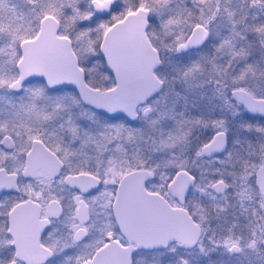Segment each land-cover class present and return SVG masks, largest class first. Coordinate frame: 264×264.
Here are the masks:
<instances>
[{"label": "snow or ice", "instance_id": "obj_1", "mask_svg": "<svg viewBox=\"0 0 264 264\" xmlns=\"http://www.w3.org/2000/svg\"><path fill=\"white\" fill-rule=\"evenodd\" d=\"M0 264H264V0H0Z\"/></svg>", "mask_w": 264, "mask_h": 264}]
</instances>
